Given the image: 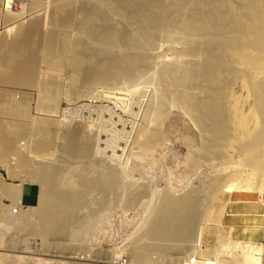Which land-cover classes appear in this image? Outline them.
<instances>
[{"label":"rangeland","instance_id":"1","mask_svg":"<svg viewBox=\"0 0 264 264\" xmlns=\"http://www.w3.org/2000/svg\"><path fill=\"white\" fill-rule=\"evenodd\" d=\"M17 1H20L19 3H22L23 5H25L24 13H23V11L19 10L21 13L20 14L19 11L17 12L16 9L14 10L12 8L14 10L13 12H15L18 16H15V17L9 16L8 18L6 17L5 20H6V22H8V24L9 23L10 24L15 23L16 25L15 24H13V25L9 24V26H11V27L6 28L5 31H4V29H1L3 27L2 25H4L3 22L5 20L4 19L1 20V18H0V29H1L0 30V39L8 41V43L9 42L13 43L17 40H20L19 41V43H20L21 41H23L25 39L24 37L26 36L27 32L32 33L30 31H33L34 33L37 34V38H35L36 50L39 49V51H42L41 48L43 47V49L45 51V49H46L45 47L47 46L45 44H47L46 39H47L48 33L50 35L53 30H50L49 26H51V24L48 23L49 21H46L48 19L42 20L43 22H45V23H42V24H44L45 28L43 26L40 27L41 22H39L38 19H40L39 17L45 18V17H47L46 15L50 14L49 13L51 11L50 0H45V1L44 0H36V1L35 0H17ZM76 1L80 2L81 0H75V6H73V7H77L79 4V2H78V4L76 5V3H77ZM107 1L110 2L111 0H107ZM159 1H162L161 3L163 5L164 4L165 5H171V3H175V2H179V1H183V0H179V1L178 0H158V4L160 5L161 3H159ZM217 1L218 0H216V2ZM226 1L228 2V0H225V2ZM238 1H241V2H239L240 4H238ZM244 1L243 0H237L235 2H237V4L242 7L244 5ZM253 1L254 0H252V2ZM216 2L213 1L214 4L212 5L211 4L212 1L210 0V4H209L211 6H214L212 9L210 8L211 10L214 9L213 10L214 12H216L217 10L219 11V9H220V8H218V6H216V8H215ZM229 2L233 3L232 0L231 1L229 0ZM260 2H261V0H260ZM260 2H258L259 5H260ZM263 2H264V0H263ZM258 3L256 6H258ZM175 4L177 5V3H175ZM178 4H180V3H178ZM182 4H183V2L181 3V5L179 7H181ZM235 4L236 3H234L233 4L234 6H232L233 8H231V11H230L231 13L229 12L228 9L227 10L229 13L227 12V10H225L229 14V15L226 14L229 17L228 18L229 20H227L226 22L229 21V23H233L231 17H234L233 18V20H234L237 17V15H242V13L239 14V11L243 12L242 8H240V6H237V4L235 6ZM253 5H252V7H253ZM30 6L32 7V9ZM38 6H40V8ZM246 6H247V2H246ZM246 6L244 5V7H246ZM256 6H254V7H256ZM263 6H261V8H259L260 7L259 6L256 9H258V10L260 9L259 11L262 12L261 9L263 8V10H264ZM165 7H167V6H165ZM237 7H239V8L237 9ZM34 8H36V9H34ZM176 8H177V6H176ZM208 8L209 7H207L206 9H208ZM234 8H236L237 10H239V9L240 10L237 12V10H235ZM249 8H251V5ZM40 9H42V10L44 9V10L41 12ZM188 9H189L188 11H191L190 8H188ZM248 9L246 10V12L248 11L246 15L250 16V14H248V13L251 12L253 9L252 8H251L252 10L251 9L248 10ZM76 10H78V9L74 8V11L72 10V12H75ZM183 10H186V7L184 9H182V12H181L182 14L179 13L180 16L177 14V16L181 17L180 22L182 19H184L182 16L186 13L184 11L185 13L183 14ZM208 10H207V13L209 12ZM232 10H234V13ZM243 10L245 11L244 8H243ZM255 10L252 11V13H255V16L258 14L260 15V14L264 13V12L258 13L259 12L258 11L256 14ZM37 11H40L41 13L38 12L39 13L38 14V13H36ZM220 11H221V9H220ZM235 11L237 12V15H235ZM76 12H75V14H76ZM78 12H79V10H78ZM171 12H173V11H171ZM171 12H170V14H172ZM222 12L223 11H221V13ZM79 13H81V12H79ZM125 13H127V15H128L129 12L125 11ZM190 13H188L187 16H189ZM130 14H131V12H130ZM133 14H136V13L134 12ZM230 14H232L233 16ZM243 14H245V12H243ZM78 15L79 14L77 13V17H78ZM125 15H123L125 18L124 21H126L127 19L128 20L126 22L120 21L119 24L117 22V25H116V26H118L117 29H119V28L125 29V27L127 26L126 28H128V29L130 28L131 31H134V32H132L134 34L135 33L136 34L141 33L142 31H144L143 28L146 27V26H144L146 24L145 18H144L145 22H143V17L142 18L139 16L135 17V18H138V20L141 19L140 21L143 22V24L145 23L143 25L140 22V25H139L138 20H137L138 23H135V22L133 23V21H136V19L132 18L135 20H131V19H129V18H131L130 15H129V18H127L128 16H125ZM172 15L174 16L175 14H172ZM168 16H170V15H168ZM260 16H259L260 18L264 17L262 15H260ZM80 17L81 16L79 15L78 18H80ZM120 17L121 16H118L117 19L118 20L121 19ZM184 17H186V15H184ZM211 17H212V15H211ZM242 17H244V16L242 15ZM246 17L248 20L249 19L248 16H246ZM252 17H251L250 21L252 20ZM47 18H49V15ZM188 18L190 19V16ZM253 18H256V17H253ZM19 19L20 20L22 19L23 21L22 20L20 21ZM129 20L132 21L131 23H133V24L128 23ZM255 20L251 21V22H255ZM38 22H39V24H38ZM182 22H184V20ZM6 24L7 23H5V25ZM45 24H46V26H45ZM228 25L230 26V24H228ZM228 25L227 26L225 25V26L227 29L226 31L229 32V30L232 27L231 26L229 27ZM232 25H234V23ZM21 27H22V29H21ZM227 27H229V28H227ZM53 28L54 27L52 26L51 29H53ZM139 29H141V30L143 29V30L141 32H138V31H140ZM170 29H171V31H170ZM178 29L179 28H176L174 26H170L169 30L160 31L161 33L156 30L157 32L152 37V39L151 40L147 39L144 42V43H147V45L145 44L147 47L146 52H145L146 48L144 50H141L133 44H129V45L127 44L128 47H127L126 43H125V46L123 43H118V45L117 44L112 45V44L101 42V40L99 41L98 39L95 40V42L93 40L94 38L93 39L91 38L93 41L91 39H88L92 36H89V37L84 36L85 38L82 36V39L85 40L87 38V41L90 40L91 42L88 41L89 44L93 43L92 45H94V48H96V49H94L92 47V45H87V46H89V48L87 49V52H86V50H84L85 52L84 51L82 52L83 54L85 53L84 55L82 54L84 56V57H82V59H80L81 58L80 56H82L81 51L76 52L78 55L80 53L79 56L78 55L75 56V54H73V53H75V51L72 53L73 55L70 53L72 51H69V53L66 52L65 55L69 54L68 57L66 56L67 60H69V61L66 62L65 58H64V60H65V63L69 62V64L67 65L68 68L66 67L65 63H63V64H61V62L58 63L59 67L64 66L63 69H60V68L58 69V66H57L58 64H56L57 67H55V64H53V66H54V70H53V67L50 66L52 63L51 64L49 63L50 65H47V61L42 60V59L41 60L43 62L39 61L40 60V56H39L40 52L38 53V50H37V51H35L37 53L35 54V52H34V55H33L34 58L37 59V61H38L37 62L36 60H34L36 71H32L33 72V80H31V82L28 84L20 85L18 83H15L16 84L15 85L14 83L12 84L9 82L10 78L15 76V75L16 76L20 75L23 77V74L24 75L26 74L27 71L23 72V71H20V69L18 68L19 63H18V66H16V64L12 66V69L14 68L13 70L18 72V74L15 71L12 72V69H7L9 71L5 70L7 72L4 71L5 77L8 78L9 80L6 81L5 83L0 82V99L3 98L1 100V101H3L5 98H7V99H5L6 101L4 100L5 102L3 101L4 103L3 102H1V103L7 104V106H8V104L10 105V103H11V105H10L11 107H12V105L14 107V104L21 105L22 103H24L23 106L25 107V105H26L25 108L28 109V110L24 109V107L21 105V107H23V109L26 110V112L28 111L27 112L28 114H26V116H28L27 119H26V116L24 117L27 121L23 118L24 119L23 121H25L28 124L27 125L25 123L28 126V128L26 126L28 131L27 132L25 131V134L24 133L20 134V137L17 138L18 140H16L17 144H15V145L18 147H21V150L23 149L26 152V155H27L29 162L27 163V165H25V166H27L26 168L28 170L25 169V166L19 164L21 167L20 168L21 171H20L19 165L17 164L19 162L17 161V163H16L15 160H17V157L14 155V153H13V155H12V153H10L11 155L10 154L6 155L5 157H3L4 159L0 160V191H1L0 192V264H136V263H139V264H244V258H243L244 255L243 254H245V253L247 254L248 252H250L252 245L260 247V251L255 253V258H259L258 259L259 264H264V192H260L257 190L258 184H260V183L264 184V169H263L264 168V165H263L264 164V145H262L263 146L262 147L263 150H262L260 145L263 143L259 144L260 148L258 147L259 148L258 150L260 152H258V151L257 152L262 154V152H261V150H262L263 155L259 154L258 155L259 157L256 155L257 158L255 157V159L257 160L260 168H258V170L256 169L255 171H254L255 166L253 165V163L255 162V159L253 158L254 159V161L252 160L253 162H251V160L250 161L248 160L249 162H247L246 157H244L245 155L242 154V152L244 153V150L242 151L241 150L242 148L240 147V146L243 147V145H244L242 142L243 140H244V142L245 141L248 142L247 139L245 140V138H247V137L252 138V135L255 136L254 138H256V137H258V133H260V131H261V133L264 134V130H263L264 129L263 128L264 127V116H263L264 115V113H263L264 107H262L264 104L263 103L264 102V100H263L264 95H262L263 92L261 94H259L261 97H263L262 98L263 101L259 102L257 100H260L261 98L259 96L255 97L256 95H258V93L255 92L256 95H254L256 100L253 97V94H250L252 91L251 89H253V88L249 87L250 82H252V81L249 82L248 78L251 79L253 77V74L251 77L245 78V76H247V74L249 72H246V74H245L244 72L246 70L243 71V70H241V68H238V67H237V69L240 71V73H242L243 77L241 74H238L239 73L238 71L233 72L234 69H231V68L236 67L237 66L236 63H235V66H232L231 68L228 67V69H230L231 72H229L230 70H225L229 73V75H231L230 73H233L232 74L233 76H231L232 79L230 78V76L229 77L227 76V74H228L227 72H226L225 76H226V78L228 77L229 79L225 80L226 78L225 79L222 78V77H225L223 75V73L225 74V71L222 72L221 67L218 70L220 72H217L218 76H219V73H222V74H220L221 77L219 76L221 80H219V78H217L218 84L220 81V84H219L220 86L219 85L218 86L221 90H219L217 87V91L215 90V93L221 92V95L224 97V98L222 97V100L224 99L223 101H225V102L223 104L222 103L221 104L224 106V107L223 106L222 107L224 108L223 111H225V112H222V113L227 114L226 121L229 120V122L227 121V123H229V124L231 123L232 125L230 124V126L231 127L233 126L230 129V127H228V125H226V127H228V129H230V131H229L230 133H227V131H226L227 136L231 134V137L228 136L229 138H227V139L224 138L225 141L223 139V142H222V138L220 141V139H219L220 136L216 135L218 133L217 132L218 130L215 131V132H217V133H215V136L218 138V140L221 143H223V144H221L218 141V144L220 145L219 146L217 144L218 147H216L217 145L215 146V143H217V142H215V143L213 142L215 138L211 137V136H213V133H214L213 130H216L215 129L216 126H215V128H214V126H212L213 127V129H211L212 132L208 128V130L212 134L207 133L206 127L204 129L205 131H203L204 127L201 128L200 125L202 123H204V125L202 124L203 126H207V127L211 126L210 125L211 119L210 120L204 119L205 121L209 120L208 122H206L209 126L207 124L205 125V122L202 120H201V124H199V122H195L196 120L194 119V117H192V115H189L188 113H186L185 105L182 104L183 102L180 101L181 97L178 96L180 91L175 89L176 87H174L173 89L170 88L172 91L169 89H166V90H168L166 94H165L166 90L160 91V88H159V92L164 93L166 97H167V94H169V97L172 94L173 99L171 96L170 99L172 101L171 100L168 101L170 103L166 102V105H168V107L165 106V111L161 115L160 120L157 119L159 121V124L157 122L158 126H156L157 125L156 122L151 123L147 120V115L149 114V110L151 111V109H152L151 105L156 100H158V98L155 101L153 99V98H155L156 95H157L156 97H158V95H159V94H157V93H159V92H157L158 91L157 82H156L155 78H153V77L157 76L156 74L160 75L159 73H161V70H162L161 68H163L162 64H164L163 61H165V59L163 60L162 57L166 58L167 56H170V57L171 56L175 57V55L178 56L180 49L185 47V46L183 47V44L181 45V42H178V40L181 41V39L177 38V37H180L182 35L184 37V35H186V33L184 30H183V33H181L182 32L181 27H180L181 30H178ZM118 31H122V30H118ZM231 31H232V29H231ZM3 32H5V33H3ZM171 32L173 34H171ZM228 32H226V34ZM38 33H39V35H38ZM72 33H74V32H72ZM163 33H165V34H163ZM168 33H169V35H168ZM36 34H35V37H36ZM65 34L70 35L71 32L70 33L67 32ZM174 34H176L177 36H175ZM230 34L232 36V33H230ZM230 34H227V35H230ZM22 35H23V37H22ZM227 35L225 36L226 38H228ZM19 36H21V38H19ZM231 36H229V37H231ZM78 37L76 34L75 38H78ZM154 37H155V39H153ZM22 38H24V39H22ZM48 38H49V36H48ZM80 38H78V39H80ZM162 38H163V40H162ZM183 39L188 40L187 35H186V38L184 37ZM153 40H154V42H153ZM164 41H166V42H164ZM185 41L186 40H183L182 43H184ZM84 42H86V40ZM88 42H86V43L88 44ZM150 43H153V44H150ZM166 43H168V44H166ZM157 44L160 46H158ZM161 44H163V45H161ZM225 44H224V46H226ZM262 44L264 46V40H263V42L261 41L260 45H262ZM122 45L124 46L125 50H127L131 53L125 51L123 49ZM234 45L235 44H233V47H234ZM90 46L95 50V52H92L94 50H92V48L90 49ZM98 46H99V48H98ZM132 46H134V47H132ZM263 46L257 47V48H259L258 50L260 52L262 51V50H260V48L263 49L264 48ZM158 47H159V49H158ZM226 47L227 48L229 47L228 44ZM233 47L231 46V48L229 49L230 53L235 51V49ZM236 47L237 46H235V48ZM253 47L255 48L256 46H253ZM176 48L179 50H176ZM89 49H90V53L92 52L95 56L93 54L90 55V53L88 52ZM138 49L140 50V52L141 51L145 52V54H146V55L144 54L145 57H148L147 55L150 56V58L149 57L148 58L151 61L145 57H144L145 58L144 60L148 59L150 62H153L155 58H157V59H155L156 63L154 62V63H152V65L150 62H149L150 63V65H149V63L147 61L143 60V62H146L148 64V65L145 64L143 66V70H144L146 76L144 75V77L141 78V80H136L137 81V82L135 81L136 84L133 82L132 83L133 86L130 89H128L126 87L127 86V85H125L126 83H123L121 80H118L119 77L117 78V76H114L115 78H113V76H111L110 77L111 80L108 77L107 78L108 83H106V81L104 80L105 79L104 77H103V81H102L101 79L97 78L95 76V74H93L94 76H91L92 72L94 71V70H92V69H94L93 68L94 66H92V65L97 66L99 64V66H100V63L101 62L104 63V61H105L104 64L106 65V62L111 60V56H115V57H116V55L117 56H122V55L123 56H125V55L130 56L132 54V52H133V54L131 56L132 57L136 56V54L139 53ZM162 49H164V50H162ZM231 49H232V52H231ZM258 50L256 52L260 53V52H258ZM247 51H248V53H250L253 50H252V48H251V50H248V48H247ZM120 52H121V54H119ZM86 53H88V54H86ZM263 53L264 52H262V54ZM70 54H71V57L73 56V58L75 57V59H76V57H78L80 60L76 59L78 61H75V59H74V62H75L74 63L72 60L73 58L72 59L70 58ZM110 54H112V55L110 56ZM35 55L37 57H35ZM65 55H64V57H65ZM85 56H87L86 58H88V59H85ZM101 56H102V58H100ZM108 56H110V57H108ZM159 56H161V57H159ZM231 57H232V55H231ZM83 58L85 61H83ZM228 58H229V54H228ZM86 60H88V61H86ZM231 60H232V58H231ZM231 60H229V61L231 62ZM44 61H45V63H44ZM53 61H54V59H53ZM227 61H228V59H227ZM70 62L71 63L73 62V65H71ZM79 62H81V65L84 63L85 64L81 66L80 64H78ZM98 62H100V63H98ZM110 62H107V63L109 64ZM143 62H141L142 65H143ZM76 63L78 65L77 67H79V68L76 67L77 69L74 68ZM104 64L103 65L101 64V66H104ZM190 64H193V63L191 62ZM228 64L234 65V63H232V62L228 63ZM195 65H197V64L195 63ZM91 66H92V68H91ZM146 66H148L149 68ZM206 66L207 65H205V67ZM80 67H82L83 69ZM226 68L227 67H225V69ZM16 69L17 70L19 69V70L17 71ZM79 69H82V71ZM86 69H87V72H86ZM237 69L235 68V70H237ZM223 70H224V68H223ZM84 71H85V73H84ZM146 71H149V73ZM150 71H152V72H150ZM154 71L156 72V74H154L155 73ZM89 72H91V74H89ZM165 72H166V74H165ZM170 72H171V68L168 69L167 71H164V73H163L164 74L163 79H164V82H166V83H168V78H169ZM11 73H13V75ZM147 73H148V75H147ZM149 74H151V75L154 74V76L151 77ZM250 75H251V72L249 73V76ZM237 76H238V78H237ZM255 76L256 75H254V78H255ZM70 77L75 78L76 81L73 82ZM87 77H89V78H87ZM239 77H241V78H239ZM92 78L94 80L96 79V82H94V80ZM144 78H147V79L144 80ZM150 78H151V80L153 78L154 82H153V80L150 81ZM254 78H252V80ZM75 79H73V80H75ZM89 79L90 80L92 79L93 81L92 80L90 81ZM222 79L225 81H222ZM245 79H247V80H245ZM257 79H258V77H257ZM142 80H144L145 82ZM99 81L103 82V83L100 82L102 85L99 83ZM111 81H112V83H111ZM138 81H140V82H138ZM92 82H94V83H92ZM253 82H254V80H253ZM105 83H106V85H104ZM221 83L224 85H222ZM252 83H251V85H252ZM17 84H18V86H17ZM134 84H135V86H134ZM153 84H155V85L153 86ZM246 84H248V85L246 86ZM45 85L46 86L50 85V86H47L48 87L47 88ZM189 85H190V83H189ZM44 86L47 89L44 88ZM195 86L197 87V85H195ZM91 87H93V88H91ZM124 87H126V88H124ZM128 87H130V85ZM190 87H192V84ZM247 87H249L248 90H247ZM49 88H51V90ZM188 88L189 87H187V89ZM194 88L192 87L191 90L193 91ZM222 88H224V89H222ZM43 89L45 91H43ZM156 89H157V91H156ZM56 90H57V92H56ZM189 90H190V88H189ZM168 92H171V93H168ZM50 93H51L50 96H55V97L58 96L57 101H59V103H57V101H56L55 104L57 103L58 105L56 104L57 107L54 106V108L55 107L57 108L56 110L53 109V107L50 108V106L45 104L44 100L46 99V101H47V99L50 96L49 97L47 96L48 98H45V97H46V95H49ZM57 93H60V94H57ZM218 93H216L217 97H219V96L221 97V95L220 94L218 95ZM42 96L44 97V100H43ZM206 96L208 98L207 94H205V98H206ZM10 97H11V99L12 98L13 99L9 100ZM202 97H203V95H202ZM40 99H42V101ZM8 101H10V102H8ZM6 102H8V103H6ZM12 102H15V103H12ZM39 102H41V103L43 102L47 106H44L43 104H41ZM259 103H263V104H261V107H260ZM227 105H228V107H225ZM253 105H254V107H252ZM256 106H257V108H258V106L261 109L263 108V110H261L260 108H258L259 110H257ZM44 107H45V109H44ZM148 107H149V109H148ZM194 107H196V106L194 105ZM235 107L239 112L236 111ZM248 107H249V109H248ZM225 108H227L228 110ZM46 109H48V110H46ZM51 110H52V112H51ZM226 110H227V113H226ZM55 111H57V112H55ZM170 111H171V113H170ZM235 111L238 113L235 114L236 113ZM261 111L263 113L262 115L257 114V113H261ZM255 112L257 115L255 114ZM3 113H5V112H3ZM3 113L0 110V119L2 120V121H0L1 123L11 124V123L17 122L18 118L17 119L15 118V120H14V118H10L6 113L5 114H3ZM241 114H242V116H241ZM58 115H60V116H58ZM258 115H261L262 117L261 116L258 117ZM164 116H166V117H164ZM221 116H222L221 122L223 121L226 123V121H224L225 118H223L225 115L224 116L221 115ZM228 116L231 118H229ZM9 118H10L11 123L9 121ZM242 118H243V121H245L244 118H246V122H247L246 125L247 126L245 125V122L243 123L245 125L246 129L244 127L242 129L238 125V123H239L238 119L242 120ZM252 118H254L255 120ZM11 119H13L14 121ZM39 119L48 120V122H50V123L53 120H54V122L56 121V123H54V126L56 128H54V126L52 125L53 127H51V129L52 128H54V129H52V131L50 129V132H51L50 138L52 139V142H54V143H51L52 145H50V147H49L50 148L49 152L45 151L41 154V156L39 155L40 153H37V151H35V148H34L36 141H38L39 138L41 139V137H42L40 135L41 132L38 134L37 130L34 128V127H37V122H39ZM211 121L213 123V120H211ZM154 124H156V125H154ZM235 124L239 126L238 132L235 131L237 129V126ZM66 126L68 127L67 131L70 130L69 133L65 132ZM84 126H85V129L87 128L86 129L87 133L89 134L92 142L95 141V143L94 142L92 143L93 144V147H92V149H93L92 156L93 157L91 156V160L90 159L89 160L84 159L85 163L80 162L81 160L83 161V158L82 159L80 158L81 156L79 157V156H77V154H75V156H74V154H73L74 152H76L75 150L77 149V144H78V142L76 140L77 138H75V137H77V136H75L76 132H78V129H80V127L82 128ZM198 127H200L201 129H199ZM145 128H146V130H148L147 131L148 133L147 132L146 133L150 137L149 138L148 136L147 137L143 136L144 138H149V140H150V141L148 140L149 142L146 140L148 142V143L145 142V146L147 145L146 147L135 144L137 138L142 135L141 132L145 133V131H146ZM234 128H235V130H234ZM260 128H262V129H260ZM150 129L153 132L156 130L158 132L157 135L155 132L154 133L151 132V134L153 133V135H151L149 132ZM228 129L225 128V130H228ZM232 129L235 131V133H238V135L236 134L237 137L235 135H232V134H234L231 131ZM33 130L36 131V133L33 132ZM88 130H89V132H88ZM141 130H144V132ZM159 132L161 133V135H163L162 138H160L161 135H159ZM32 133H34V134H32ZM224 133H225V131H224ZM64 134H66V135H64ZM138 134H139V136H138ZM147 134H145V135H147ZM154 134L158 137V139L160 138L161 141H160V139L159 140L157 139L155 141L152 140L151 137L154 138L155 137ZM206 134L210 137H207ZM263 134H262V136H261V134H259V136H261L260 140L262 138V140L260 142H264ZM39 135H40V137H39ZM233 136L236 137V140H234ZM243 137H244V139H243ZM140 138H138V139H140ZM210 138L213 139L212 142L209 141ZM239 138L241 139L242 143L239 141ZM248 139H250V138H248ZM216 140L217 139H215V141ZM251 140L252 139H250L249 141H251ZM156 141H157V143H156ZM163 141H164V143H163ZM237 141H239V142H237ZM159 142H161V143H159ZM208 143L210 144L209 147L211 146L210 148H213V149L217 148V149L212 150V149H209L208 146L204 145V144L208 145ZM213 143H214L215 147L213 146ZM53 144H54V146H53ZM237 144H238V147L241 149L236 147ZM225 148H226V150H225ZM208 149L210 151H208ZM213 152H214V154H213ZM238 154H239V156H238ZM74 157L75 158L79 157V158L75 159ZM5 158L8 161H6ZM42 159H44V160H42ZM77 160H79V161H77ZM229 160H230V162H229ZM257 162H255V164ZM38 163L42 164V166L44 168H42V166H40L41 167V170H40ZM46 164L49 166L52 165V167H53L52 171H53V169L56 171L58 169V170H61L62 173H64V172L65 173H69V172L74 173V172H79V171L84 170V172H86L87 174H91V176L94 175L95 177H97L101 171L105 172L107 170L108 171L110 170L111 172H115L114 174L117 173L118 175L119 174L120 175H119V177L117 174L115 175L116 181L114 179L115 183L109 192L107 191V192L103 193V192L99 191L98 188H95L94 192L91 191L93 194L91 192H89V193H91V194H88L89 196L87 195V198H89V200L86 198L87 201H85L82 204L83 206L81 205L79 207L80 210L81 209H83V210L77 211L78 212L77 215H79V216H76V219L72 220V222L74 221L73 223H71L72 226L70 225V223L68 225H66V227L69 225L70 226L67 228L65 227L66 231L63 230L64 234H62L63 233L62 232V233L57 234V236L49 235L50 237L43 236V238H42V234L40 235L39 233H37V230H39L38 229L39 228V223H38L39 220L37 217H34V218L37 219V220L35 219V221L38 224H35L36 222L33 221V219L31 220L32 225L34 224V225L38 226V228H36V232H34L35 230H33L34 234L31 233L32 230H29L30 232H28V230H26L27 232H25L23 230L24 231L23 232L20 227H19L20 229L17 228V226H19V224L17 225V222L18 223L20 222V221H17L18 216L20 214V208H18V206H14V202H13L12 198H10L9 196L7 197V194L3 193V189L5 192L8 190V188L17 187V186L21 185L22 182L23 183L25 182L26 184H28L30 181L29 180V178H30L29 172H31V170H33L35 168H39L38 170H40V172L44 169H45L44 171H46L47 169H49L48 167L44 166ZM192 164L193 165L195 164V165L193 166ZM81 165H83V166L81 167ZM22 167H24L23 170H22ZM80 167L83 169L81 170ZM93 167H95V168H93ZM109 167H110V169H109ZM261 167H263V168H261ZM26 170L29 174L28 176H27V172H25ZM38 170L35 169L34 172L38 171ZM50 171L51 170H49V172ZM93 171L96 174L95 173L93 174L92 173ZM238 171L241 172L242 176L238 177L239 179L238 178L234 179L236 176H240V175H237L239 173H236ZM118 172H120V173H118ZM234 172L236 175L233 174ZM54 173H55V171H54ZM56 173L58 174V172H56ZM251 173H253V174H251ZM57 174L55 175V177L57 176ZM233 175L235 177L231 178V176H233ZM55 177H53V179L51 178L53 180V181L52 180L51 181L54 182L52 186L57 187V184H58V188L60 190H61V188H63V189L68 188V187H66V185L63 182L60 183L61 181L65 182L64 176H63L64 180H63L61 175H59V177L58 176L56 177V179L61 178V179H59V181L57 180L58 183H56V180H54ZM247 179H248V181L249 180L252 181L251 182L253 185L252 189L250 191H241L240 193H239V191H236L235 189H238L241 186L240 183H242L244 180H247ZM230 180H232V181H230ZM238 181L239 182L241 181V182L239 183ZM65 183H67V182H65ZM116 183H117V185H116ZM59 185L60 186L63 185V186H61V188H60ZM117 186H118V188H117ZM211 186H212V188H211ZM230 186H232L231 190H230V188H228ZM254 188H255V190H254ZM167 190H168L169 194L173 195L172 199H174L176 197L177 198L183 197L186 194H187V196L189 195L190 197L192 195L193 199L196 197L194 199V203L196 202V204L195 205L193 204V209H195L194 214H196V216L192 215V216H195L194 217L195 219L192 218V224H191L192 227L190 228L191 230H189L191 233L188 232L187 235H189V236L185 237L184 240L187 239L185 242H183L184 240L181 241V243H180V241H178L179 243H177V245H175V246H178L179 244L181 245V246L179 245L181 248L179 246H178L179 248L176 247L178 250H176V248L174 246L173 247L175 248V250L173 249V247L171 248L172 250L164 249V247H166L167 244L164 246H160L161 249H158L159 246H157L158 248L156 246H155L156 248L150 247L151 249L149 248V250H148L149 252L146 249L145 250L146 252L143 253L144 249L142 250L140 258L142 256V254L143 255L145 254L143 256L144 258H141L139 260V262H138V259H136L137 261L136 260L133 261L135 258L132 260V258H133V255H132L133 252L132 251H133L137 236H139V234H141L143 232V230H145V229H143V227L147 228V226H148L147 224H149L151 219H154V217L152 215H156L158 211L160 212L163 209V207L162 208L160 207V205H161L160 203L163 201L162 200L163 199L162 194L164 193L163 195L166 196ZM94 193H95V195H94ZM171 195L167 194V197H171ZM118 198H120V199H118ZM160 198H162V199H160ZM68 199H69V197H68ZM100 199H102V200H100ZM160 200H162V201L160 202ZM90 201H91V203H90ZM98 201H100V202H98ZM21 204H22V207H25V205H23V203H22V200H21ZM93 204H95V205H93ZM92 206H93V208H91ZM161 206H163V203ZM11 207L12 208L14 207V209H16L18 213L13 214L12 213L13 211L10 210ZM158 207H159V209H158ZM155 208H156V210H155ZM160 208H161V210H160ZM81 213H83V214H81ZM11 215L16 217V218H14L16 221V222H14L16 224V226L14 223H13V225H11L9 223V221L12 217ZM149 216H151V219ZM14 219L12 217L13 221H14ZM18 220H20V219H18ZM33 226H32V228H33ZM35 227L36 226H34V229H35ZM65 233H66V235H65ZM63 236H65V237H63ZM22 237H24V238H22ZM44 237H46V238H44ZM237 242H239V247H240V248L238 247L239 249L236 248V245H235V243H237ZM9 247H10V249H9ZM169 247L167 246V248H169ZM182 248H183V250H182ZM236 249L238 251H236Z\"/></svg>","mask_w":264,"mask_h":264},{"label":"bare ground","instance_id":"2","mask_svg":"<svg viewBox=\"0 0 264 264\" xmlns=\"http://www.w3.org/2000/svg\"><path fill=\"white\" fill-rule=\"evenodd\" d=\"M36 1V0H35ZM45 1V0H44ZM179 1V0H178ZM212 1V5L214 4L213 3V1H215L216 2V0H211ZM231 1V0H230ZM233 1V3L232 2H229V0H228V2L226 1L225 2V0L223 1V0H218L216 3H215V8H216V6H218V8H220L221 9V11H225V10H229V12L231 11V8H233L232 6H234L233 4L234 3H236L237 4V2H235V1H237V0H232ZM244 1V0H243ZM257 1V0H256ZM255 0L252 2V0H245L244 1V5L246 6V2H247V6L246 7H244V5L241 7L240 5H238V4H240L239 2H241V1H238V4H237V6H240V8H242V11L243 12H245V14H243V12H240L239 10H237L239 7H237V9L236 8H234L235 10H237V12L239 11V14L240 13H242V15L244 16V17H242V15H237V12L235 11V15H237V17L233 20V18L234 17H231V19H232V21H233V23H234V25H232L233 23H229V21L228 22H226L227 20H229L228 18V10H227V12L224 14L223 12V14L221 13V11H220V9H219V11L217 10L216 12H214L213 10H211L214 6H211V5H209L210 4V0H183V1H179V2H175V3H177V5L175 4V3H171V5H163L161 2L162 1H159V3H161L160 5L158 4V0H111L110 2L109 1H107V0H81L80 2L79 1H76L77 3H76V5L78 4V2H79V4H78V6L77 7H73V6H75V0H50V9H51V11L49 12L50 14H48L49 15V18H47L48 17V15H46L47 17H45V18H42V17H39L40 19H38L39 20V22H41L40 24H41V26L40 27H44V24H42V23H45V22H43L42 20L43 19H48V20H46V21H49L48 23L49 24H51V26H49L50 27V30H53L52 32H51V34L49 35V33H48V36H49V38H48V36H47V39H46V42H47V44H45V45H47L45 48V51H44V49H43V47L41 48V50L42 51H39V49H37L38 50V53L40 52V54H39V56H40V60L39 61H41V62H43L42 60H45V61H47V65H50L51 63V67H53V70H54V66H53V64H55V67H57L58 66V69L60 68V69H63L64 68V66L63 67H59V64L58 63H60L61 62V64H63V63H65V60H66V62L67 61H69V60H67V57L69 56V54H67V55H65V53L66 52H68L69 53V51H72V52H70L71 54L75 51V53H73V54H75V56H77L78 54L76 53V52H80L81 51V55L83 54L82 52L84 51V50H86V52H87V49L89 48V46H87V45H92L93 43H90L89 44V42L88 41H90V40H88L87 41V38L85 39L86 40V42H88V44L86 43V42H84L85 40L84 39H82V36L84 37H89V36H92V37H90V38H88V39H93L94 40V42H95V40H101V42H104V43H108V44H112V45H118V43H123L124 44V46H125V43H126V45L128 44H133V45H135V46H137L139 49H141V50H144L145 48V52H146V50H147V47H146V45H147V43H144L145 42V40H151L152 39V37L156 34V32L157 31H163V30H169V27L170 26H174V27H176V28H179L178 30H181L182 32L181 33H183V30L185 31V33H186V35H187V38H188V40L187 39H183L184 37L186 38V35H184V37H183V35L182 36H180V37H177V38H180L181 39V41L180 40H178V42H181V45L183 44V47L184 48H182V49H180V52H179V54H178V56L177 55H175V57L174 56H167L166 58H164V57H162L163 58V60L165 59V61H163V63L164 64H162V66H163V68H161L162 70H161V73H159L160 75H158V74H156V72L154 73V74H156L157 76H154V74L153 75H151V74H149L151 77L152 76H154L153 78H155V80H156V82H157V88H158V91H157V89H156V91L157 92H159V88H160V91H165L166 89H169V90H171L170 88H174V87H176L175 89H177L178 91H180V93L178 94V96H180L181 97V100L180 101H182L181 103L182 104H184L185 105V108H186V113H188L189 115H192V117H194V119L196 120L195 122H199V124H201V120L202 121H204L205 122V125L207 124L206 122H208L210 119L211 120H213V123H212V121L210 120V125L211 126H209L208 124V126L209 127H207V126H203L204 125V123H202L201 125H200V127L201 128H203V131H205L204 129H205V127H206V130H207V133H210V134H212L211 132H212V130L211 129H213V127L212 126H214V128H215V126H216V130H213V136H211V137H213V138H215V139H217L216 141H215V139H214V143L215 142H217V143H215V146L218 144V138L215 136V133H217L216 135H218V136H220L219 137V139H220V141H221V138H222V142H223V139L225 138V139H227V138H229V137H231V134L230 135H228L227 136V133H230L229 131H230V129L233 127H231L230 126V124L229 123H227V121L229 122V120H227L226 121V118H227V114H224V113H222V112H225V111H223V103L225 102V101H223L222 100V95H221V92H216V93H218V95L220 94L221 95V97L219 98V97H217V94L215 93V90L217 91V87H218V89L219 90H221L220 88H219V84H220V81H219V84H218V79L217 78H219V80H221L220 79V77H221V75L220 74H222V73H219V76L217 75V72H220V71H218L219 70V68L221 67V69H222V72L223 71H225V70H230V69H228V67L229 68H231L232 66H235V63H236V67H232L231 69H234V71L233 72H235V71H238L239 73L238 74H241L242 75V73H240V71L237 69V67L238 68H241V70H243V71H245L244 73L246 74V72H251V75L249 76V73L247 74V76H245V78L246 77H251L252 76V74H253V77L252 78H254V75H256L255 76V78L253 79L254 80V82H253V80H252V78L251 79H249L248 78V80H249V82L250 81H252V82H250V85H249V87H251V88H253V89H251L252 91H251V93L250 94H253V97H254V95H256V93H258V95H256L255 97H257V96H259L261 99L260 100H257V101H259V102H261V101H263L264 100V98L263 97H261L259 94H261L262 92V95H264V53L262 54V52H264V48L262 49V48H260V50H262L261 52L258 50L259 48H257V47H262L263 46V44L262 45H260V43H261V41L263 42V40H264V17L263 18H260L261 16L260 15H262V16H264V13H262V12H264V10H263V8L261 9V11L262 12H260L258 9H256L257 7H259V8H261V6H263L264 5V2H263V0H261V2H260V0H258L257 2H256ZM20 1H17V0H0V18H1V20L2 19H6V17L8 18L9 16H18L15 12H13L15 9L17 10V12L20 10V11H23V13H24V7H25V5H23L22 3H19ZM166 2V1H165ZM174 2V1H173ZM183 2V4H182V6L181 7H179L180 5H181V3ZM256 2V3H255ZM258 2H260V5H259V3ZM178 3H180V4H178ZM218 3V4H217ZM231 3V4H230ZM255 3V4H254ZM257 3H258V6H256L257 5ZM41 4V3H40ZM167 4V3H166ZM217 4V5H216ZM236 4H235V6H236ZM242 4V3H241ZM254 4V5H253ZM43 5V4H42ZM163 5V6H162ZM175 5V6H174ZM250 5H251V8L253 9H251V8H249L250 7ZM252 5H253V7H252ZM165 6H167V7H165ZM172 6V7H171ZM176 6H177V8H176ZM249 6V7H248ZM254 6H256V7H254ZM31 7V6H30ZM39 8H40V6H38ZM179 7V8H178ZM186 7V10L188 11L189 9L188 8H190V10L191 11H186V10H183V14L184 15H186V17H184V15L182 16L184 19H182L181 20V22H180V19H181V17H179L180 16V14H182L181 12H182V9H184ZM207 7H209L208 9H206ZM264 7V6H263ZM14 10H13V9ZM38 8V9H39ZM44 8V7H43ZM74 8H76V9H78L79 10V12H81V13H79L78 12V10H76L75 12H76V14H75V12H72V10L74 11ZM192 8V9H191ZM211 8V9H210ZM217 8V9H218ZM243 8L245 9V11L243 10ZM249 8V9H251L252 11H254L255 9V11H256V14H257V12L258 13H262V14H258V15H256L255 16V13H252V11L251 12H249L248 14H250V16L252 15L253 17H256V18H253L252 16V20L251 21H254L255 19V22H251L250 21V19H251V17L249 16V15H246L247 14V12H246V10ZM255 8V9H254ZM31 9H32V7H31ZM34 9H36V8H34ZM248 9V10H249ZM44 10V9H43ZM42 9H40V11L42 12L43 11ZM207 10L209 11L208 13H207ZM211 10V11H210ZM20 11H19V13H20ZM40 11H37L36 13H38V12H40ZM125 11H127V12H129L128 13V15H127V13H125ZM133 11V12H132ZM171 11H173V12H171ZM185 11V12H184ZM233 11V13H234V10H232ZM40 12V13H41ZM130 12H131V14H130ZM136 13V14H133V13ZM146 12V13H145ZM170 12L172 13V14H175L174 16L172 15V14H170ZM176 12V13H175ZM191 12V13H190ZM214 12V13H213ZM35 13V14H36ZM48 13V12H47ZM77 13L82 17H80V18H78L79 17V15H78V17H77ZM180 13V14H179ZM188 13H190V19L188 18L189 16H187V14ZM193 13V14H192ZM213 13V14H212ZM231 13V12H230ZM232 13V14H233ZM252 13V14H251ZM21 14V13H20ZM33 14V13H32ZM39 14V13H38ZM126 14V15H125ZM177 14L179 15V16H177ZM192 14V15H191ZM226 14H228V15H226ZM232 14H230V15H232ZM37 15V14H36ZM41 15V14H40ZM123 15H125V16H128L127 18H129V15L131 16V18H129V19H131V20H135L136 19V21L138 20V18H135V17H143V22H145L144 24H143V22H141L140 20H138L139 21V23H138V21L136 22V21H133V23L135 22V23H138L139 25H140V22L144 25V26H146L145 28H143L144 29V31H142L141 29H139L140 31H138V32H141V33H132V32H134V31H131L130 30V28L128 29V28H126L125 27V29L123 28H119V29H117V27L118 26H116L117 25V22H118V24L120 23V21H124V16ZM168 15H170V16H168ZM211 15H212V17H211ZM248 16V20L250 21H248L247 20V17L246 16ZM42 16V15H41ZM118 16H121L120 18L121 19H117V17ZM168 16V17H167ZM172 16V17H171ZM193 16V17H192ZM233 16V15H232ZM260 16V17H259ZM175 17V18H174ZM246 17V18H245ZM18 18V17H17ZM20 18V17H19ZM123 18V19H122ZM126 18V19H127ZM132 18H135V19H132ZM146 20H145V19ZM187 18V19H186ZM12 19V18H11ZM15 19V18H14ZM24 19V18H23ZM34 19V18H33ZM186 19V20H185ZM259 19V20H258ZM3 20V21H4ZM20 20V19H19ZM22 20V19H21ZM20 20V21H21ZM118 20V21H117ZM128 20V19H127ZM126 20V21H127ZM145 20V21H144ZM184 20V22H182ZM258 20V21H257ZM9 21V20H8ZM23 21V20H22ZM35 21V20H34ZM126 21H124V22H126ZM130 21V20H129ZM128 21V23H131L132 21H130L129 22ZM231 21V22H232ZM10 22V21H9ZM39 22H38V24H39ZM227 24H226V23ZM4 23V25H2L3 27L1 28V29H4V31L6 30V28H8V27H11V26H9V24H8V22H6V20L3 22ZM5 23H7L6 25H5ZM21 23V22H20ZM47 23V24H48ZM127 23V24H128ZM133 23H131V24H133ZM13 24H15V23H12V24H10V25H13ZM48 24V25H49ZM228 24H230V26L232 27L231 29H232V31H231V29L229 30V32L228 31H226L227 29H226V26L228 25ZM16 25V24H15ZM123 25V24H122ZM130 25V24H129ZM226 25V26H225ZM45 26H46V24H45ZM54 27L53 29H51V27ZM142 26V25H141ZM229 26V25H228ZM229 26V27H230ZM137 27V26H136ZM143 27V26H142ZM180 27H181V29H180ZM229 27H227V28H229ZM37 28V27H36ZM45 28V27H44ZM0 29V30H1ZM12 29V28H11ZM21 29H22V27H21ZM31 29V28H30ZM39 29V28H38ZM40 30V29H39ZM117 30V31H116ZM118 30H122V31H118ZM157 30V31H156ZM177 30V29H176ZM11 31V30H10ZM22 31V30H21ZM24 31V30H23ZM27 31V30H26ZM170 31H171V29H170ZM174 31V30H173ZM2 32V31H1ZM30 32H32V33H29V32H27V34H26V36L24 37V38H22V39H24L23 41H21L20 43H19V41L20 40H17V41H15V42H13V43H8V41H5V40H2V39H0V82H6V81H8L9 79L8 78H6L5 77V72H7V71H9V70H7V69H12V66L13 65H15L16 64V66H18V63H19V69H20V71H23V72H25V71H27L26 72V74L24 75L23 74V77L22 76H13V77H11L10 78V83H18V84H20V85H22V84H28V83H30L31 82V80H33V72L32 71H36L35 69V61L34 60H36L37 61V59H35L34 58V52L35 51H37L36 50V46H35V44H36V41H35V38H37V34L36 33H34L33 31H30ZM48 32V31H47ZM70 33L71 32V34L70 35H67V34H65V33ZM72 32H74V33H72ZM226 32H228L227 34H230V33H232V36H231V34L230 35H227L226 34ZM3 33H5V32H3ZM20 33V32H19ZM54 33V34H53ZM161 33V32H160ZM7 34V33H6ZM24 34V33H23ZM35 34H36V37H35ZM41 34V33H40ZM76 34H77V37L78 38H80V39H78V38H75V36H76ZM159 34V33H158ZM163 34H165V33H163ZM171 34H173L172 32H171ZM228 36V38H226L225 36L226 35ZM38 35H39V33H38ZM53 35V36H52ZM168 35H169V33H168ZM175 36H177L176 34H174ZM181 35V34H180ZM225 35V36H224ZM229 36H231V37H229ZM22 37H23V35H22ZM46 37V36H45ZM84 37V38H85ZM19 38H21V36H19ZM230 38V39H229ZM16 39V38H15ZM44 39V38H43ZM82 39V40H81ZM91 39V40H92ZM153 39H155V37L153 38ZM161 39V38H160ZM169 39V38H168ZM172 39V38H171ZM37 40V39H36ZM41 40V39H40ZM45 40V39H44ZM43 40V41H44ZM92 40V41H93ZM162 40H163V38H162ZM161 40V41H162ZM183 40H186L184 43H182V41ZM38 42V41H37ZM45 42V43H46ZM61 42V43H60ZM91 42V41H90ZM149 42V41H148ZM153 42H154V40H153ZM159 42V41H158ZM157 42V43H158ZM163 42V41H162ZM164 42H166V41H164ZM170 42V41H169ZM177 43V42H176ZM226 43V44H225ZM101 44V43H100ZM146 44V45H145ZM150 44H153V43H150ZM166 44H168V43H166ZM172 44V43H171ZM224 44L227 46V44H228V48L226 47V46H224ZM233 44H235L234 45V47H233ZM260 46H259V45ZM44 45V44H43ZM107 45V44H106ZM128 45H127V47H128ZM158 45V44H157ZM161 45H163V44H161ZM165 45V44H164ZM239 45V46H238ZM97 46V45H96ZM95 46V47H96ZM103 46V45H102ZM101 46V47H102ZM124 46L122 45V47H123V49H124ZM153 46V45H152ZM158 46H160V45H158ZM167 46V45H166ZM170 46V45H169ZM172 46V45H171ZM180 46V45H179ZM178 46V47H179ZM231 46L235 49V51H233L232 52V49H231V52L232 53H230L229 52V49L231 48ZM235 46H237L236 48H235ZM241 46V47H240ZM253 46H256L255 48L258 50V52H260V53H257L256 51V49L253 47ZM92 47L94 48V45H92ZM91 46H90V49L92 48ZM106 47V46H105ZM119 47V46H118ZM131 47V46H130ZM132 47H134V46H132ZM136 47V48H137ZM168 47V46H167ZM240 47V48H239ZM252 48V50L253 51H249L250 53H248V51H247V48H248V50H251V48ZM264 47V46H263ZM92 48V50H94V49H96V48H94L93 49ZM98 48H99V46H98ZM108 48V47H107ZM110 48V47H109ZM112 48V47H111ZM117 48V47H116ZM126 48V47H125ZM163 48V47H162ZM165 48V47H164ZM90 49L88 50V52L90 53ZM115 49V48H114ZM119 49V48H118ZM138 49V50H139ZM158 49H159V47H158ZM233 49V50H234ZM240 49V50H239ZM91 50V51H92ZM99 50V49H98ZM103 50V49H102ZM125 50V49H124ZM162 50H164V49H162ZM175 50V49H174ZM173 50V51H174ZM176 50H179V49H177L176 48ZM175 50V51H176ZM97 51V50H96ZM113 51V50H112ZM116 51V50H115ZM123 51V50H122ZM125 51H127V50H125ZM157 51V50H156ZM172 51V50H171ZM255 51V52H254ZM85 52V51H84ZM92 52H95V50L94 51H92ZM90 53V55H92L93 53ZM102 52V51H101ZM107 52V51H106ZM105 52V53H106ZM127 52H129V51H127ZM145 52H140V50H139V53L138 54H136V56H131L132 54H133V52H132V54L130 55V56H128V55H125V56H117L116 55V57L115 56H111L112 54H110V56H111V60H109V61H107V62H110L109 64L106 62V65L104 64L105 63V61H104V63H100V62H98V63H100V66H99V64L96 66V65H92V66H94L93 68L94 69H92V70H94L93 72H92V74H91V72H89V74H91V76H94L93 74H95V76L97 77V78H99V79H101L102 81H103V77L105 78L104 80L106 81V83H108V77H109V79H110V77L111 76H113V78H115L114 76H117V78L119 77V79L118 80H121L123 83H126L125 85H127L126 87L128 88V89H130L132 86H133V82L135 83V81L136 80H141V78H143L144 77V75L146 76V74H145V72H144V70H143V66L146 64V65H148L146 62H143V60L145 59V58H150V56L149 55H147L148 57H145L144 56V54H145ZM37 52H35V54H36ZM103 53V52H102ZM116 53V52H115ZM129 53H131V52H129ZM137 53V52H136ZM143 53V54H142ZM160 53V52H159ZM253 53V54H252ZM71 54H70V58L72 59L73 58V56L71 57ZM72 54V55H73ZM85 54V53H84ZM83 54V55H84ZM86 54H88V53H86ZM96 54V53H95ZM119 54H121V52L119 53ZM228 54H229V58H228ZM252 54V55H251ZM64 55H65V57H64ZM79 55H80V53H79ZM78 55V56H79ZM80 56L81 58L80 59H82V57H84V56ZM94 55V54H93ZM135 55V54H134ZM146 55V54H145ZM173 55V54H172ZM231 55H232V57H231ZM38 56V57H39ZM67 56V57H66ZM88 56V55H87ZM87 56H85V59H88V58H86ZM95 56V55H94ZM110 56H108V57H110ZM227 58H226V57ZM35 57H37L36 55H35ZM89 57V56H88ZM145 57V58H144ZM159 57H161V56H159ZM174 57V58H173ZM232 58V60H231V58ZM64 58H65V60H64ZM69 58V59H70ZM100 58H102V56L100 57ZM148 58V59H149ZM42 59V60H41ZM53 59H54V61H53ZM74 59H75V57L72 59L73 60V62H74ZM76 59H78V60H80L78 57H76ZM75 59V61H78V60H76ZM97 59V58H96ZM99 59V58H98ZM105 59V58H104ZM148 59H146V60H144V61H147L148 63L151 61L150 59V61L148 60ZM155 59H157V58H155ZM154 59V61L153 62H150L151 63V65H152V63H154L156 60ZM161 59V58H160ZM227 59H228V61L229 60H231V62L232 63H234V65L232 64H228V63H231L230 61L228 62L227 61ZM234 59V60H233ZM153 60V59H152ZM45 61H44V63H45ZM53 61V62H52ZM63 61V62H62ZM71 61V60H70ZM83 61H85L84 60V58H83ZM86 61H88V60H86ZM193 63V64H190L191 62ZM194 61V62H193ZM38 62V61H37ZM73 62L71 63L70 62V64L71 65H73ZM141 62H143V65H142V63ZM200 62V63H199ZM50 63V64H49ZM75 63V62H74ZM88 63V62H87ZM150 63H149V65H150ZM156 63V62H155ZM195 63L198 65H195ZM56 64H58L57 66H56ZM66 64V67H67V65L69 64V62L68 63H65ZM78 64H80L81 65V62H79ZM85 64V63H84ZM84 64H82V65H84ZM101 64L103 65L104 64V66H101ZM41 65V64H40ZM75 65V64H74ZM79 65V66H80ZM81 65V66H82ZM161 65V64H160ZM196 67H195V66ZM205 65H207L206 67H205ZM70 66V65H69ZM78 65H77V63H76V65H75V69H77V68H79V67H77ZM88 66V65H87ZM92 66H91V68H92ZM50 67V68H51ZM77 67V68H76ZM146 67H148V66H146ZM159 67V66H158ZM225 67H227L226 69H225ZM46 68V67H45ZM68 68V67H67ZM71 68V67H70ZM80 68H82V67H80ZM90 68V67H89ZM149 68V67H148ZM156 68V67H155ZM171 68V72L169 73L170 75H169V78H168V83H166V82H164V79H163V76H164V71H167L168 69H170ZM223 68H224V70H223ZM235 68L237 69V70H235ZM14 69V68H13ZM12 69V72H14L15 70H13ZM18 69V70H19ZM49 69V68H48ZM83 69V68H82ZM82 69H79V70H81L82 71ZM5 70H7V71H5ZM17 70V69H16ZM17 70V71H18ZM72 70V69H71ZM90 70V69H89ZM91 70V71H92ZM156 70V69H155ZM158 70V69H157ZM160 70V69H159ZM5 71V72H4ZM19 71V72H20ZM75 71V70H74ZM78 71V70H77ZM153 71V70H152ZM152 71H150V72H152ZM170 71V70H169ZM16 72V71H15ZM52 72V71H51ZM86 72H87V69H86ZM146 72H148L149 73V71H146ZM226 72L227 71H225V74L223 73V75L225 76L226 75ZM229 72H231V70L229 71ZM17 74H18V72H16ZM54 73V72H53ZM84 73H85V71H84ZM148 73H147V75H148ZM228 73V72H227ZM12 75H13V73H11ZM165 74H166V72H165ZM231 75H229V73L227 74V76L229 77L230 76V78H231V76H233L232 74L233 73H230ZM236 74V73H235ZM237 75V74H236ZM78 76V75H77ZM90 76V75H89ZM75 77V76H74ZM95 77V78H96ZM226 78V76L225 77H222L223 79H225V80H227V79H229V78ZM242 77H243V75H242ZM257 77H258V79H257ZM35 78V77H34ZM71 78V77H70ZM76 78V77H75ZM75 78H71V80L74 82V81H76V79ZM87 78H89V77H87ZM153 78H152V80H153ZM234 78V77H233ZM237 78H238V76H237ZM239 78H241V77H239ZM73 79H75V80H73ZM93 79V78H92ZM91 79V80H92ZM147 78H144V80H146ZM222 79V81H225V80H223ZM232 79V78H231ZM230 79V80H231ZM56 80V79H55ZM79 80V79H78ZM90 80V79H89ZM90 80V81H91ZM94 80V79H93ZM92 80V81H93ZM98 80V79H97ZM111 80V79H110ZM144 80H142V81H144ZM151 80V78H150V81H152ZM245 80H247V79H245ZM244 80V81H245ZM54 81V80H53ZM84 81V80H83ZM102 81H99V83L100 82H102ZM141 81V82H142ZM221 81V82H222ZM233 81V80H232ZM81 82V81H80ZM94 82H96V79L94 80ZM94 82H92V83H94ZM137 82V81H136ZM138 82H140V81H138ZM145 82V81H144ZM153 82H154V80H153ZM248 82V83H249ZM44 83V82H43ZM79 83V82H78ZM91 83V82H90ZM103 83V82H102ZM106 83L104 84V85H106ZM111 83H112V81H111ZM131 83V84H130ZM152 83V82H151ZM189 83H190V85H189ZM225 83V82H224ZM233 83V82H232ZM246 83V82H245ZM244 83V84H245ZM251 83H252V85H251ZM18 84H17V86H18ZM48 84V83H47ZM101 84V83H100ZM99 84V85H100ZM136 84V83H135ZM135 84H134V86H135ZM138 84V83H137ZM140 84V83H139ZM191 84H192V87L194 88V90L192 91L191 90V88L192 87H190L191 86ZM222 84V83H221ZM226 84V83H225ZM16 85V84H15ZM98 85V84H97ZM102 85V84H101ZM130 85V87H128ZM155 84H153V86H154ZM189 85V86H188ZM195 85H197V87L195 86ZM219 85V86H218ZM222 85H224V84H222ZM227 85V84H226ZM231 85V84H230ZM233 85V84H232ZM248 84H246V86H247ZM46 86V85H45ZM44 86V88H46L47 86H50V85H47L46 87ZM52 86V85H51ZM96 86V85H95ZM56 87V86H55ZM126 87H124V88H126ZM187 87H189L190 88V90H189V88L187 89ZM223 87V86H222ZM249 87H247V90H248V88ZM48 88V87H47ZM46 88V89H47ZM91 88H93V87H91ZM96 88V87H95ZM102 88V87H101ZM113 88V87H112ZM50 90H51V88H49ZM48 89V90H49ZM54 89V88H53ZM52 89V90H53ZM97 89V88H96ZM117 89V88H116ZM134 89V88H133ZM164 89V90H163ZM222 89H224V88H222ZM42 90V89H41ZM93 90V89H92ZM218 90V91H219ZM43 91H45L44 89H43ZM60 91V90H59ZM118 91V90H117ZM129 91V90H128ZM167 91L168 90H166L165 91V94L167 93ZM172 91V90H171ZM175 91V90H174ZM250 91V90H249ZM47 92V91H46ZM56 92H57V90H56ZM55 92V93H56ZM109 92V91H108ZM107 92V93H108ZM131 92V91H130ZM256 92V93H255ZM10 93V92H9ZM49 93V92H48ZM113 93V92H112ZM111 93V94H112ZM168 93H171V92H168ZM47 94V93H46ZM57 94H60V93H57ZM91 94V93H90ZM119 94V93H118ZM157 94H159L158 95V97H156L155 96V98H153L154 99V101L158 98V100H156L151 106H152V109H151V111L149 110V114L147 115V120L149 121V122H151V123H153V122H156V124H157V122H158V124H159V121L158 120H160V117H161V115L163 114V112L165 111V106H167L168 107V105H166V102H168V101H170L171 99V96H172V99H173V95L171 94L170 95V97H169V94H167V97L165 96V94L164 93H161V92H159V93H157ZM164 94V95H163ZM205 94H207L208 95V98H207V96H206V98H205ZM223 94V93H222ZM42 95V94H41ZM51 95V93L49 94V95H46V97L45 98H48L49 96ZM202 95H203V97H202ZM225 95V94H224ZM15 96V95H14ZM48 96V97H47ZM57 96V95H56ZM94 96V95H93ZM58 97V96H57ZM57 97H55V96H50L48 99H47V101H46V99L44 100V97L42 96V98H43V100L45 101V104H47L48 106H50V108H52L53 107V109H57L56 107H57V103H59V101H57L58 100V98ZM60 97V96H59ZM114 97V96H113ZM123 97V96H122ZM135 97V96H134ZM137 97V96H136ZM179 97V98H180ZM254 97V98H255ZM224 98V97H223ZM262 98H263V100H262ZM3 98H1L0 99V110H1V112L3 113V112H5L10 118H14V120H15V118L17 119V122L16 123H11V121H10V118H9V121H10V123L11 124H7V123H1L0 122V160H2V159H4L3 157H5L6 155H9L10 153H12V155H13V153H14V155L17 157V160H15L16 161V163H17V161L19 162V163H17L18 165L19 164H21V165H23V166H25V165H27V163L29 162V160H28V158H27V155H26V152L22 149L21 150V147H18V146H16L15 144H17V141L16 140H18L17 138H19L20 137V134H25V131L27 132L28 131V124L25 122V121H23L25 118V116H26V114H28L27 112H26V110H28V109H26L25 107H26V105H25V107L23 106V104L24 103H22L21 105L24 107V109H26V110H24L23 109V107H21V105H19V104H14V107H13V105H12V107L10 106L11 105V103H10V105L8 104V106H7V104H3L6 100L5 99H7V98H5L3 101H1ZM13 99V98H12ZM11 99V97H10V99L9 100H12ZM119 99V98H118ZM206 99V100H205ZM258 99V98H257ZM41 101H42V99H40ZM61 100V99H60ZM222 100V101H221ZM255 100H256V98H255ZM43 101V102H44ZM57 101V105L55 104V102ZM172 101V100H171ZM240 101V100H239ZM1 102H3V103H1ZM8 102H10V101H8ZM8 102H6V103H8ZM41 103V102H39V103H41V104H43L44 106H47V105H45L44 103ZM153 102V101H152ZM12 103H15V102H12ZM168 103H170V102H168ZM222 103V104H221ZM238 103V102H237ZM255 103V102H254ZM258 103V102H257ZM264 103V102H263ZM263 103H259L260 104V107H261V104H263ZM172 104V103H171ZM170 104V105H171ZM256 104V103H255ZM258 104V105H259ZM19 105V106H18ZM42 105V106H43ZM173 105V104H172ZM194 105L196 106V107H194ZM18 106V107H17ZM54 106H56L55 108H54ZM183 106V105H182ZM223 106V107H222ZM225 107H228V105L227 106H225ZM244 107V106H243ZM252 107H254V105L252 106ZM259 106H258V108H260ZM262 107H264V104H263V106ZM43 108V107H42ZM41 108V109H42ZM184 108V109H185ZM257 108V106H256V109L257 110H259ZM44 109H45V107H44ZM148 109H149V107H148ZM147 109V110H148ZM172 109V108H171ZM176 109V108H175ZM180 109V108H179ZM225 109H227V108H225ZM235 109H236V107H235ZM248 109H249V107H248ZM255 109V108H254ZM261 109V108H260ZM3 110V111H2ZM46 110H48V109H46ZM228 110V109H227ZM227 110H226V113H227ZM261 110H263V108L261 109ZM180 111V110H179ZM236 111H238L237 109H236ZM235 111V112H236ZM47 112V111H46ZM51 112H52V110H51ZM55 112H57V111H55ZM59 112V111H58ZM146 112V111H145ZM148 112V111H147ZM239 112V111H238ZM238 112H236L235 114H237ZM257 112V111H256ZM256 112H255V114H256ZM260 112V111H259ZM5 113H3V114H5ZM49 113V112H48ZM170 113H171V111H170ZM263 113H264V111H263ZM262 113V111H261V113H257V114H263ZM185 114V113H184ZM240 114V113H239ZM256 114V115H257ZM181 115V114H180ZM221 115H225L223 118H225V120L224 121H226V123L225 122H221ZM261 115H258V117L259 116H261ZM58 116H60V115H58ZM241 116H242V114H241ZM249 116V115H248ZM253 116V115H252ZM264 116V115H263ZM3 117V116H2ZM27 117L28 116H26V119H27ZM62 117V116H61ZM64 117V116H63ZM111 117V116H110ZM164 117H166V116H164ZM220 117V118H219ZM229 117V116H228ZM254 117V116H253ZM257 117V116H256ZM262 117V116H261ZM5 118V117H4ZM24 118V119H23ZM177 118V117H176ZM229 118H231V117H229ZM228 118V119H229ZM248 118V117H247ZM25 119V120H26ZM158 119V120H157ZM193 119V118H192ZM204 119H209L208 121H205ZM235 119V118H234ZM240 119V118H239ZM238 119V121H239V123H238V125L243 129V127L245 128V125H246V118H244V120L245 121H243V118H242V120H239ZM252 119H254V118H252ZM251 119V120H252ZM260 119V118H259ZM11 120H13V119H11ZM13 120V121H14ZM29 120V119H28ZM42 119H39V122H37V127H34L36 130H37V133L39 134L40 132L42 133H40V135L43 137H41V139L39 138L40 137V135H39V140L38 141H36V143H35V151H37V153H40L39 155L41 156V154L43 153V152H45V151H48L49 152V150H50V145H52L51 143H54V142H52V139L50 138V134H51V132H50V129H51V127H53L54 126V123H56V121L54 122V120L53 121H51V123L50 122H48V120H42ZM176 120V119H175ZM255 120V119H254ZM0 121H2L1 119H0ZM6 121V120H5ZM27 121V120H26ZM162 121V120H161ZM248 121V120H247ZM250 121V120H249ZM8 122V121H7ZM87 122V121H86ZM121 122V121H120ZM169 122V121H168ZM245 122V125L243 124ZM251 122V121H250ZM249 122V123H250ZM27 125H26V124ZM35 123V122H34ZM51 124V125H50ZM156 124H154V125H156ZM158 124L156 125V126H158ZM213 124V125H212ZM256 124V123H255ZM34 125V124H33ZM53 125V126H52ZM151 125V124H150ZM162 125V124H161ZM226 125H228V127H230V129H228V127H226ZM232 125V124H231ZM236 125V124H235ZM238 125H236L237 126V129L235 130V128H234V130L236 131V132H238L239 131V126ZM26 126H27V128H26ZM36 126V125H35ZM160 126V125H159ZM247 126V125H246ZM263 126V125H262ZM261 126V127H262ZM33 127V126H32ZM200 127H198L199 129H201ZM212 127V128H211ZM30 128V127H29ZM54 128H56L55 126H54ZM54 128H52V129H54ZM151 128V127H150ZM159 128V127H158ZM208 128L210 129V131L208 130ZM225 128H227L228 130H225ZM240 128V129H241ZM264 128V127H263ZM52 129H51V131H52ZM66 129V130H65ZM64 130H65V132L67 133H69V131H67L68 130V127L66 126V128H65ZM77 129V128H76ZM87 129V128H86ZM85 129V126L84 127H80V129H78V132H76V135L75 136H77V137H75V138H77L76 140H77V142H78V144H77V149L75 150L76 152H74L73 154H74V156H75V154H77V156H81L80 158L82 159L83 158V161L81 160L80 162H84L85 163V160L84 159H90L91 160V156H92V154H93V149H92V147H93V142L95 143V141H93L92 142V140L90 139V136H89V134L87 133V130ZM153 129V128H152ZM246 129V128H245ZM260 129H262V128H260ZM259 129V130H260ZM30 130V129H29ZM63 130V131H64ZM145 130H146V128H145ZM218 130V131H217ZM233 129L231 130L234 134H232V135H235L236 136V134L238 135V133H235V131H234ZM264 130V129H263ZM56 131V130H55ZM141 131H143L144 132V130H141ZM140 131V132H141ZM148 130H146L145 131V133H142L141 132V136H139V134H138V138H140V139H138L137 138V140L139 141H137L136 140V143L135 144H138V145H140V146H145V142H147L148 140H149V136H148V132H147ZM202 131V130H201ZM202 131V132H203ZM209 131V132H208ZM215 131H217V132H215ZM224 131H225V133H226V131H227V133L225 134L224 133ZM33 132H35L36 133V131H34L33 130ZM74 132V131H73ZM72 132V133H73ZM88 132H89V130H88ZM147 132V133H146ZM149 132H150V134H151V132H153V131H151V129L149 130ZM155 133H156V135H157V131L155 130L154 131ZM153 132V133H154ZM163 132V131H162ZM194 132V131H193ZM99 133V132H98ZM153 133L151 134V135H153ZM32 134H34V133H32ZM37 134V135H38ZM55 134V133H54ZM92 134V133H91ZM117 134V133H116ZM145 134H147V135H145ZM149 134V135H150ZM223 136H221V135ZM259 134H261V136H262V134L263 133H261V131H260V133H258V137H256V138H254L255 136H253L252 135V138L251 137H247V138H245V140L247 139V141L248 142H244V140L242 141L243 142V147L242 146H240L241 148H239L238 147V144H237V146L236 147H238L239 149H241L242 151L244 150V153L242 152V154H244L245 156L244 157H246V159H247V162H249L250 160H251V162H253L254 161V159H255V157H256V155L258 156L259 154H261V153H258V152H260L258 149L260 148L259 147V144L260 143H263V144H261L260 146H261V149L263 150V146L262 145H264V142H260L261 140H262V138H261V140H260V137L261 136H259ZM27 135V134H26ZM64 135H66V134H64ZM155 135V134H154ZM155 135V137L153 138V137H151V139L152 140H157L158 139V137ZM159 135H161V133L159 132ZM207 135V134H206ZM227 137H226V136ZM242 135V134H241ZM240 135V136H241ZM244 135V134H243ZM33 136V135H32ZM31 136V137H32ZM35 136V135H34ZM55 136V135H54ZM53 136V137H54ZM70 136V135H69ZM106 136V135H105ZM146 136H148L149 138H144V137ZM162 136L163 135H161V137L160 138H162ZM194 136V135H193ZM215 136V137H214ZM225 136V137H224ZM235 136H233L234 137V140H236V137ZM245 136V135H244ZM263 136H264V134H263ZM74 137V136H73ZM184 137V136H183ZM192 137V136H191ZM207 137H210V136H208L207 135ZM239 137V136H238ZM58 138V137H57ZM68 138V137H67ZM66 138V139H67ZM159 138V139H160ZM168 138V137H167ZM248 138H250V139H252L251 141H249L250 139H248ZM36 139V138H35ZM121 139V138H120ZM158 139V140H159ZM187 139V138H186ZM208 139V138H207ZM225 139H224V141H225ZM243 139H244V137H243ZM97 140V139H96ZM147 140V141H146ZM163 140V139H162ZM212 138H210V140L209 141H211L212 142ZM238 140V139H237ZM73 141V140H72ZM150 141V140H149ZM148 141V142H149ZM160 141H161V139H160ZM165 141V140H164ZM164 141H163V143H164ZM188 141V140H187ZM208 141V140H207ZM206 141V142H207ZM219 141V142H220ZM228 141V140H227ZM231 141V140H230ZM229 141V142H230ZM239 141L241 142V139L239 138ZM239 141H237V142H239ZM147 142V143H148ZM153 142V141H152ZM189 142V141H188ZM194 142V141H193ZM210 142V143H211ZM241 142V143H242ZM103 143V142H102ZM156 143H157V141H156ZM155 143V144H156ZM159 143H161V142H159ZM158 143V144H159ZM214 143H213V146H214ZM221 143V142H220ZM226 143V142H225ZM221 144H223V143H221ZM230 144V143H229ZM96 145V144H95ZM205 146H208L209 147V143H208V145H206V144H204ZM219 145V144H218ZM218 145L216 146V147H218ZM53 146H54V144H53ZM57 146V145H56ZM71 146V145H70ZM147 146V145H146ZM145 146V147H146ZM212 146V147H213ZM214 146V147H215ZM220 146V145H219ZM224 146V145H223ZM222 146V147H223ZM154 147V146H153ZM203 147V146H202ZM207 147V148H208ZM211 147V146H210ZM209 147V149H212V150H214V149H217V148H210ZM259 147V148H258ZM49 148V149H48ZM52 148V147H51ZM69 148V147H68ZM221 148V147H220ZM48 149V150H47ZM61 149V148H60ZM63 149V148H62ZM143 149V148H142ZM208 149V151H210ZM236 149V148H235ZM205 150V149H204ZM203 150V151H204ZM207 150V149H206ZM225 150H226V148H225ZM261 150V152H262V154L261 155H263V151ZM67 151V150H66ZM152 151V150H151ZM150 151V152H151ZM258 151V152H257ZM68 152V151H67ZM70 152V151H69ZM73 152V151H72ZM149 152V151H148ZM205 152V151H204ZM36 153V154H37ZM115 153V152H114ZM161 153V152H160ZM206 153V152H205ZM216 153V152H215ZM223 153V152H222ZM72 154V155H73ZM204 154V153H203ZM208 154V153H207ZM211 154V153H210ZM213 154H214V152H213ZM241 154V155H242ZM11 155V154H10ZM206 155V154H205ZM217 155V154H216ZM222 155V154H221ZM44 156V155H43ZM164 156V155H163ZM238 156H239V154H238ZM72 157V156H71ZM78 157V158H79ZM93 157V156H92ZM259 157V156H258ZM8 158V157H7ZM36 158V157H35ZM75 158V157H74ZM78 158H75V159H78ZM194 158V157H193ZM232 158V157H231ZM254 158V159H253ZM257 158V157H256ZM226 159V158H225ZM245 159V160H246ZM5 160H6V158H5ZM4 160V161H5ZM42 160H44V159H42ZM80 160V159H79ZM79 160H77V161H79ZM249 160V161H248ZM253 160V161H252ZM259 160V159H258ZM6 161H8V160H6ZM5 161V162H6ZM41 161V160H40ZM232 161V160H231ZM260 161V160H259ZM2 162V161H1ZM34 162V161H33ZM65 162V161H64ZM89 162V161H88ZM91 162V161H90ZM227 162V161H226ZM229 162H230V160H229ZM234 162V161H233ZM255 162H257V160L255 159ZM255 162L253 163V165L255 166V169H254V171L257 169L258 170V168H260V166L258 165V162L255 164ZM3 163V162H2ZM55 163V162H54ZM53 163V164H54ZM67 163V162H66ZM74 163V162H73ZM100 163V162H99ZM188 163V162H187ZM193 163V162H192ZM198 163V162H197ZM239 163V162H238ZM36 164V163H35ZM39 164V163H38ZM44 164V163H43ZM48 164V163H47ZM44 165V166H46V167H48L49 169H47L46 171H44V170H42L41 172H40V170H41V167L40 166H42V164H39L38 166H39V168H40V170H38L39 168H35V169H37L38 171H35L34 172V170L35 169H33V170H31V172H29L30 173V175L28 174V172H27V166H25V169H27L25 172H27V176L29 175V183L28 184H26L25 182L23 183H21V185H19V186H17V187H12V188H8V190L7 191H5L4 192V189H3V193L4 194H7V197L9 196L10 198H12V200H13V202H14V206H18V208H20V214H19V216H18V219H20V220H18L17 219V221H20L19 223L17 222V225L19 224V226H17V228L18 229H20L21 228V230L23 231H25V232H27L26 230H28V232H30L29 230H32L31 231V233L32 234H34V232H36V228H38V226L37 225H34V226H36L35 227V229H34V226L32 225V219H33V221H35V219L36 218H34V217H37L38 218V220H39V230H37V233H39L40 235L42 234V238H43V236H48V237H50L49 235H55V236H57V234H59V233H62L63 232V230H65L66 231V228L67 227H69L70 225L72 226V224L71 223H73L72 222V220L73 219H76V216H79V215H77V211H79L80 209H79V207L85 202V201H87L86 200V198H87V195L88 194H91L92 192L91 191H93L94 192V190H95V188H98L99 189V191H101V192H103V193H105V192H109L111 189H112V187H113V185H114V179H115V175L117 174H114L115 172H111L110 170L108 171H101L100 172V174L97 176V177H95L93 174L95 173L94 171L92 172L93 174V176H91V174H87L86 172H84V170L83 171H79L78 169V171L79 172H74V173H62V171L61 170H58L57 169V171L56 170H54L53 169V171H52V165L51 166H49V165ZM57 164V163H56ZM55 164V165H56ZM71 164V163H70ZM91 164V163H90ZM190 164V163H189ZM233 164V163H232ZM242 164V163H241ZM240 164V165H241ZM249 164V163H248ZM251 164V163H250ZM14 165V164H13ZM78 165V164H77ZM88 165V164H87ZM94 165V164H93ZM193 165V164H192ZM195 165V164H194ZM193 165V166H194ZM197 165V164H196ZM202 165V164H201ZM246 165V164H245ZM264 165V164H263ZM3 166V165H2ZM54 166V165H53ZM57 166V165H56ZM83 165H81V167H82ZM253 166V167H254ZM55 167V166H54ZM80 167V168H81ZM97 167V166H96ZM107 167V166H106ZM192 167V166H191ZM196 167V166H195ZM11 168V167H10ZM20 165H19V170H20ZM23 168L24 167H22V170H23ZM33 168V167H32ZM42 168H44L43 166H42ZM74 168V167H73ZM85 168V167H84ZM93 168H95V167H93ZM104 168V167H103ZM261 168H263V167H261ZM30 169V168H29ZM56 169V168H55ZM83 168H81V170H82ZM89 169V168H88ZM109 169H110V167H109ZM197 169V168H196ZM264 169V168H263ZM262 169V170H263ZM49 170H51L50 172H49ZM68 170V169H67ZM72 170V169H71ZM76 170V169H75ZM237 170V169H236ZM239 170V169H238ZM21 171V170H20ZM54 171H55V173L56 172H58V174H57V176L59 177V175H61L62 176V178H63V176H64V178H65V182H67V183H65L64 181H61L60 183H64L65 185H66V187H68V188H65V189H63V188H61V186H63V185H59V187L61 188V190L58 188V184H57V187H54V186H52L53 185V183L54 182H52L53 180V177H55V173H54ZM61 171V172H60ZM68 172V171H67ZM73 172V171H72ZM22 173V172H21ZM118 173H120V172H118ZM236 173H239V174H237V175H240V176H234V175H236L235 174V172L233 173L234 175L233 176H231V178L233 177H235L234 179H237L238 177H241L242 175H241V172H236ZM96 174V173H95ZM232 174V173H231ZM251 174H253V173H251ZM258 174V173H257ZM118 175V174H117ZM120 175V174H119ZM119 175H118V177H119ZM123 175V174H122ZM230 175V174H229ZM248 175V174H247ZM56 176V177H57ZM250 176V175H249ZM248 176V177H249ZM56 177L54 178V180H56V183H58L57 182V180L59 181V179H61V178H58V179H56ZM117 177V176H116ZM218 177V176H217ZM262 177V176H261ZM52 178V179H51ZM64 178H63V180H64ZM182 178V177H181ZM122 179V178H121ZM216 179V178H215ZM214 179V180H215ZM230 179V178H229ZM239 179V178H238ZM258 179V178H257ZM52 180V181H51ZM115 181H116V179H115ZM230 181H232V180H230ZM242 181V180H241ZM240 181V182H241ZM250 181V182H249ZM248 181V179L247 180H244L242 183H240L239 181V183H240V187L238 188V189H235L236 191H239V193L241 192V191H250L251 189H252V181L251 180H249ZM120 182V181H119ZM126 182V181H125ZM237 182V181H236ZM29 184H31V185H35V186H37L38 187V202H37V206H34V207H31V206H25V207H22V204H21V200H22V190H23V187L25 186V185H29ZM120 184V183H119ZM122 184V183H121ZM132 184V183H131ZM257 184V183H256ZM116 185H117V183H116ZM115 185V186H116ZM214 185V184H213ZM99 186V187H98ZM237 186V185H236ZM256 186V185H255ZM129 187V186H128ZM132 187V186H131ZM238 187V186H237ZM117 188H118V186H117ZM211 188H212V186H211ZM215 188V187H214ZM228 188H230V190L232 189V186H230V187H228ZM236 188V187H235ZM63 189V190H62ZM67 189V190H66ZM115 189V188H114ZM209 189V188H208ZM129 190V189H128ZM165 190V189H164ZM163 190V191H164ZM254 190H255V188H254ZM257 190L258 191H260V192H264V184L263 183H260V184H258V186H257ZM115 191V190H114ZM119 191V190H118ZM234 191V190H233ZM1 192V191H0ZM89 192H91V193H89ZM154 192V191H153ZM231 192V191H230ZM97 193V192H96ZM121 193V192H120ZM148 193V192H147ZM93 194V193H92ZM164 194V193H163ZM162 194V198H160V199H162V200H160V204L162 205V203H163V206H161L160 205V207L162 208L163 207V209L161 210V208H160V212L158 211L157 212V214L156 215H152L153 217H154V219H151V216H149L150 217V219H151V221L149 222V224H147L148 226H147V228H144L143 227V229H145V230H143V232L141 233V234H139V236H137V239H136V241H135V245H134V248H133V253H132V255H133V258H132V260L133 261H135L136 259H138V262H139V260L141 259V258H144L143 256L145 255H143L142 254V256H141V258H140V255H141V252H142V250L144 249V251H143V253L144 252H146L145 250L147 249V251L149 250V248L150 247H157V246H159V248L158 249H161L160 248V246H164V245H166V247H164V249H170V250H172L171 248L174 246L175 248L176 247H178V246H175V245H177V243H179L178 241H180V243H181V241H183L184 239H185V237L187 236H189V235H187L188 234V232L189 233H191L189 230H191L190 228L192 227L191 226V224H192V218H194L195 216H196V214H194L195 212H194V210L195 209H193V204L195 205L196 204V202L194 203V199L196 198H194L193 199V197H192V195H191V197L188 195L187 196V194L185 195V196H183V197H179V198H174V199H172V197H173V195H171V194H169L168 193V190H167V193H166V196H164ZM167 194L168 195H171V197H167ZM94 195H95V193H94ZM97 195V194H96ZM100 195V194H99ZM89 196V195H88ZM104 196V195H103ZM135 196V195H134ZM133 196V197H134ZM147 196V195H146ZM68 197H69V199H68ZM135 198V197H134ZM158 198V197H157ZM88 200H89V198H87ZM103 199V198H102ZM102 199H100V200H102ZM105 199V198H104ZM118 199H120V198H118ZM150 199V198H149ZM156 199V198H155ZM98 202H100V201H98ZM90 203H91V201H90ZM154 203V202H153ZM16 204V205H15ZM101 204V203H100ZM150 204V203H149ZM93 205H95V204H93ZM102 205V204H101ZM100 205V206H101ZM159 205V204H158ZM157 205V206H158ZM198 205V204H197ZM83 206V205H82ZM99 206V207H100ZM95 207V206H94ZM91 208H93V206L91 207ZM13 209H14V207L12 208H10V210L11 211H13ZM158 209H159V207H158ZM81 210H83V209H81ZM80 210V211H81ZM85 210V209H84ZM155 210H156V208H155ZM8 211V210H7ZM252 211V210H251ZM83 212V211H82ZM85 212V211H84ZM146 212V211H145ZM154 212V211H153ZM13 213V212H12ZM148 213V212H147ZM197 213V212H196ZM6 214V213H5ZM11 214V213H10ZM81 214H83V213H81ZM150 214V213H149ZM148 214V215H149ZM153 214V213H152ZM192 215H195V216H192ZM12 216V215H11ZM145 216V215H144ZM156 216V217H155ZM13 217V219L14 218H16L15 216H12ZM12 217H11V219H10V221H9V223L11 224V225H13V223L14 222H16L15 221V219H14V221L12 220ZM195 219V218H194ZM12 220V221H11ZM37 220V219H36ZM219 220V219H218ZM148 221V220H147ZM36 222V221H35ZM76 222V221H75ZM37 222L35 223V224H38ZM70 223V225L69 226H67L66 227V225H68ZM15 224V223H14ZM15 226H16V224H15ZM32 226H33V228H32ZM20 227V228H19ZM66 227V228H65ZM146 227V226H145ZM65 228V229H64ZM75 228V227H74ZM140 228V227H139ZM142 228V227H141ZM69 229V228H68ZM33 230H35L34 232H33ZM21 231V232H22ZM23 231V232H24ZM36 233V234H37ZM139 233V232H138ZM35 234V235H36ZM38 234V235H39ZM62 234H64V232L62 233ZM23 235V234H22ZM26 235V234H25ZM28 235V234H27ZM39 235V236H40ZM65 235H66V233H65ZM69 235V234H68ZM67 235V236H68ZM36 237V236H35ZM38 237V236H37ZM41 237V236H40ZM47 237V238H48ZM63 237H65V236H63ZM22 238H24V237H22ZM44 238H46V237H44ZM14 239V238H13ZM65 239V238H64ZM17 240V239H16ZM15 240V241H16ZM25 240V239H24ZM187 240V239H186ZM186 240H184L183 242H185ZM177 241V242H176ZM231 241V240H230ZM2 242V241H1ZM11 242V241H10ZM241 243V242H240ZM4 244V243H3ZM15 244V243H14ZM25 244V243H24ZM27 244V243H26ZM250 244V243H249ZM231 245V244H230ZM235 245H236V248H238L239 247V242H237V243H235ZM241 245V244H240ZM252 245V244H251ZM9 246V245H8ZM167 246L169 247V248H167ZM181 246V245H180ZM179 246V247H180ZM155 247V248H156ZM173 247V249L175 250V248ZM178 247V248H179ZM249 247V246H248ZM12 248V247H11ZM181 248V247H180ZM225 248V247H224ZM240 248V247H239ZM238 248V249H239ZM9 249H10V247H9ZM151 249V248H150ZM163 249V250H164ZM235 249V248H234ZM5 250V249H4ZM154 250V249H153ZM176 250H178L177 248H176ZM182 250H183V248H182ZM249 250V249H248ZM151 251V250H150ZM159 251V250H158ZM236 251H238L237 249H236ZM260 251V247H258V246H251V249H250V252H248L247 254L245 253V254H243L244 255V264H259L258 263V259L259 258H255V253H257V252H259ZM149 252V251H148ZM147 252V253H148ZM166 252V251H165ZM233 253V252H232ZM25 257V256H24ZM149 257V256H148ZM147 257V258H148ZM151 260V259H150ZM233 260V259H232ZM137 261V260H136ZM147 261V260H146ZM169 262V261H168ZM229 262V261H228ZM134 263V262H133ZM144 263V262H143ZM261 263V262H260ZM136 264H139V263H136Z\"/></svg>","mask_w":264,"mask_h":264},{"label":"water","instance_id":"3","mask_svg":"<svg viewBox=\"0 0 264 264\" xmlns=\"http://www.w3.org/2000/svg\"><path fill=\"white\" fill-rule=\"evenodd\" d=\"M38 202V187L35 185H25L22 190V203L25 206L34 207Z\"/></svg>","mask_w":264,"mask_h":264},{"label":"built area","instance_id":"4","mask_svg":"<svg viewBox=\"0 0 264 264\" xmlns=\"http://www.w3.org/2000/svg\"><path fill=\"white\" fill-rule=\"evenodd\" d=\"M18 212H17V210L16 209H14L13 210V214H17Z\"/></svg>","mask_w":264,"mask_h":264}]
</instances>
